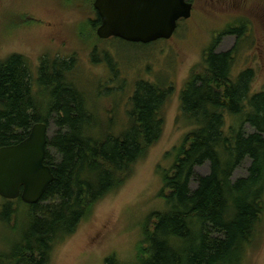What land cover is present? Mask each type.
<instances>
[{"label":"trees","instance_id":"1","mask_svg":"<svg viewBox=\"0 0 264 264\" xmlns=\"http://www.w3.org/2000/svg\"><path fill=\"white\" fill-rule=\"evenodd\" d=\"M70 1L91 11L87 24L96 43L102 42L95 0ZM241 29L227 31L239 36L229 52L216 53L214 41L181 93L180 120L191 130L175 149L171 170L162 174L165 206L142 223L135 260L124 263L111 255L102 264H245L261 238L264 89L252 92L253 69L235 73ZM60 59H42L37 73L21 55L0 60V148L25 140L35 124L49 126L53 116L58 132L50 146L59 157L47 155L54 182L40 203L3 199L0 223H9L23 207L30 227L20 232L10 255L1 257L2 264H46L55 245L73 236L98 203L123 187L163 134L167 90L138 82L119 131L117 123L100 122L91 109L72 77L73 59ZM247 125L253 133L247 134ZM246 159L251 160L248 175L233 181ZM206 163L210 173L197 178L192 190L195 168Z\"/></svg>","mask_w":264,"mask_h":264},{"label":"rangeland","instance_id":"2","mask_svg":"<svg viewBox=\"0 0 264 264\" xmlns=\"http://www.w3.org/2000/svg\"><path fill=\"white\" fill-rule=\"evenodd\" d=\"M62 1L0 0V60L21 55L37 73L44 58L50 62L59 56L60 60L73 59L72 77L87 95L91 109L98 111L100 122L117 123L119 131L128 120L138 82L158 86L167 90L165 125L160 140L135 166L123 187L98 203L73 236L56 244L46 264H102L111 255L131 263L142 240V223L165 206L162 174L171 170L174 151L191 130L180 120L181 93L192 73L200 71L214 41L218 40L216 53L233 50L239 36L227 31L243 26L235 73L253 69L252 92L264 89V2L194 0L191 18L179 22L170 40L145 45L117 38L96 43L87 24L91 11L85 13L78 3ZM57 132L52 116L48 153L56 160L59 157L50 142ZM246 132L254 130L247 125ZM250 166L251 160L246 159L233 181L246 177ZM194 173L192 190L197 187V178L210 173V165L198 166ZM21 210L9 223H0V260L10 255L12 246L20 241V232L30 227L27 209ZM261 229V238L258 235L245 264H264L263 222Z\"/></svg>","mask_w":264,"mask_h":264},{"label":"water","instance_id":"3","mask_svg":"<svg viewBox=\"0 0 264 264\" xmlns=\"http://www.w3.org/2000/svg\"><path fill=\"white\" fill-rule=\"evenodd\" d=\"M192 0H95L101 20L99 39L111 38L135 44L170 40L181 20L192 16ZM48 125L35 124L22 142L0 148V197L27 205L42 201L54 182L46 164Z\"/></svg>","mask_w":264,"mask_h":264},{"label":"flooded vegetation","instance_id":"4","mask_svg":"<svg viewBox=\"0 0 264 264\" xmlns=\"http://www.w3.org/2000/svg\"><path fill=\"white\" fill-rule=\"evenodd\" d=\"M192 2V4H193V11H194V0H192L191 1ZM263 2H264V0H263ZM193 11H192V14H193ZM179 26V25H178ZM242 29H241V31H243V26L241 27ZM242 33V32H241Z\"/></svg>","mask_w":264,"mask_h":264}]
</instances>
